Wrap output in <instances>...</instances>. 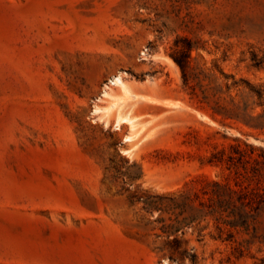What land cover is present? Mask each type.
Here are the masks:
<instances>
[{
    "label": "rangeland",
    "instance_id": "1",
    "mask_svg": "<svg viewBox=\"0 0 264 264\" xmlns=\"http://www.w3.org/2000/svg\"><path fill=\"white\" fill-rule=\"evenodd\" d=\"M243 143L264 147V0H0V264H190L173 238L264 264V207L224 224L237 176L208 162Z\"/></svg>",
    "mask_w": 264,
    "mask_h": 264
},
{
    "label": "trees",
    "instance_id": "2",
    "mask_svg": "<svg viewBox=\"0 0 264 264\" xmlns=\"http://www.w3.org/2000/svg\"><path fill=\"white\" fill-rule=\"evenodd\" d=\"M181 42L182 44H180ZM193 48V45L187 39H176L169 54L181 71L184 85L187 83V69L189 68ZM251 91L258 99L261 97L258 90L251 89ZM243 145L244 149L238 145H231V154L226 159L222 155L218 157L212 155L208 162L210 164L225 163L228 169H234V174L237 176L234 181L235 188L226 185L222 190L218 188L215 194L219 198V204L229 210L226 218L230 220H224L223 223L231 228L247 232L264 207V147H255L246 143H243ZM260 163L263 164V167ZM216 186H218L217 183ZM176 232H178V229L174 231V233ZM169 245L174 248L168 254L169 261L188 259L190 264H197V257L193 251L178 250L180 241L177 238H173Z\"/></svg>",
    "mask_w": 264,
    "mask_h": 264
},
{
    "label": "bare ground",
    "instance_id": "3",
    "mask_svg": "<svg viewBox=\"0 0 264 264\" xmlns=\"http://www.w3.org/2000/svg\"><path fill=\"white\" fill-rule=\"evenodd\" d=\"M116 78V77H115ZM113 80V79H112ZM114 85H121L122 83H121V81H120V79L119 78H116L113 82H112ZM94 112V111H93ZM95 113V112H94ZM117 123H118V125H120V124H130L131 123V119L130 120H128L126 117H120L119 119H118V121H117ZM117 125V126H118ZM116 126V127H117ZM127 140H129V139H127Z\"/></svg>",
    "mask_w": 264,
    "mask_h": 264
},
{
    "label": "water",
    "instance_id": "4",
    "mask_svg": "<svg viewBox=\"0 0 264 264\" xmlns=\"http://www.w3.org/2000/svg\"><path fill=\"white\" fill-rule=\"evenodd\" d=\"M91 113H92V111H91Z\"/></svg>",
    "mask_w": 264,
    "mask_h": 264
}]
</instances>
